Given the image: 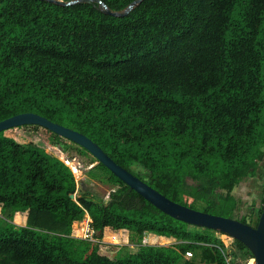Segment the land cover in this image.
Instances as JSON below:
<instances>
[{"label": "trees", "instance_id": "trees-1", "mask_svg": "<svg viewBox=\"0 0 264 264\" xmlns=\"http://www.w3.org/2000/svg\"><path fill=\"white\" fill-rule=\"evenodd\" d=\"M132 1L0 0V120L35 112L68 121L168 198L235 218L232 190L264 158V0H141L123 15L105 11ZM19 127L41 126L0 131V264H239L222 239L111 172L107 201L72 197L71 167L5 133ZM85 212L95 242L75 227ZM107 232H128L138 249L101 253ZM147 232L172 243L143 244Z\"/></svg>", "mask_w": 264, "mask_h": 264}, {"label": "rangeland", "instance_id": "rangeland-1", "mask_svg": "<svg viewBox=\"0 0 264 264\" xmlns=\"http://www.w3.org/2000/svg\"><path fill=\"white\" fill-rule=\"evenodd\" d=\"M60 124L67 127L71 126L70 122L65 120H62V123ZM5 133L15 137L18 141L23 143L33 141L63 161L67 157H72L74 158V161L85 167H89L95 163L94 166L87 169L85 173H81L78 169L77 175L73 172L76 179V191L72 194V197L74 198L83 192H88L96 200L107 201L110 190L117 186V183L110 178V171L96 163L95 157H93L88 151L84 152V149L73 141L62 137L63 140L61 142L55 143L52 138V132L43 127L37 129L19 127L17 129L8 130ZM232 194L237 200V207L233 212L234 217H244L248 223L256 220L259 209L263 204L262 199L264 197V158L258 163L256 175L244 177L237 185H235ZM85 218L86 216L83 217L82 220ZM75 227L79 229L78 222ZM191 229L219 237L222 239L226 250L233 254L232 256L235 261L239 264H246L249 256H244L242 251L234 245L233 238L216 230L206 229V227L202 226H191ZM80 233L82 232L79 229V235ZM108 234L109 233L107 232L106 237L99 242V251L101 253L111 258H115L117 256H124L128 252H134L138 249L137 245L130 242L128 232H126L121 239L117 240L115 238H109ZM90 240L92 242L97 241L93 235ZM141 243L161 245L171 244L170 241H162L152 232L145 233ZM228 259L230 260L232 258L228 256Z\"/></svg>", "mask_w": 264, "mask_h": 264}, {"label": "water", "instance_id": "water-1", "mask_svg": "<svg viewBox=\"0 0 264 264\" xmlns=\"http://www.w3.org/2000/svg\"><path fill=\"white\" fill-rule=\"evenodd\" d=\"M49 1H55L57 3L65 4L75 1L89 2L99 0H71L69 2H64L63 0ZM140 1L141 0L132 1L123 11H110L108 9H106L105 11L113 15H123ZM104 7L106 6L104 5ZM23 124L39 125L63 138L73 141L80 147L87 150L93 157H95L96 163H101L102 165H104L112 174H114L117 178L128 185L129 188L138 192L147 201L152 203L164 213L178 220H182L192 225L210 228L223 233L233 239L241 241L254 257L255 264H264V203L255 225L243 222L239 218L212 214L202 210L191 208L187 205L168 198L167 196L147 184L145 181L131 173L129 170L116 163L107 153L103 151V149L96 142H94L82 132L54 122L45 116H42L35 112L17 113L3 120H0V131ZM64 161L66 164H68L67 161L74 162V166L81 173H85L87 169L91 168L95 164L93 163L89 167H85L74 161V158L72 157H67Z\"/></svg>", "mask_w": 264, "mask_h": 264}, {"label": "built area", "instance_id": "built-area-1", "mask_svg": "<svg viewBox=\"0 0 264 264\" xmlns=\"http://www.w3.org/2000/svg\"><path fill=\"white\" fill-rule=\"evenodd\" d=\"M85 216H86L85 219H83V220L81 219V220L78 221L79 229L82 232V233H80L79 236H81V238L90 240V239H92V235H93L94 231H93V229L90 226L91 218H90V216H89V214L87 212H85ZM79 229H78V231H79ZM185 256L186 257L191 256V252L187 251ZM246 264H255L254 257L253 256H249L248 260L246 261Z\"/></svg>", "mask_w": 264, "mask_h": 264}, {"label": "bare ground", "instance_id": "bare-ground-1", "mask_svg": "<svg viewBox=\"0 0 264 264\" xmlns=\"http://www.w3.org/2000/svg\"><path fill=\"white\" fill-rule=\"evenodd\" d=\"M67 163L70 165V167L72 168L73 172L77 175L78 174V170L77 168L74 166V162L71 161H67Z\"/></svg>", "mask_w": 264, "mask_h": 264}, {"label": "crops", "instance_id": "crops-1", "mask_svg": "<svg viewBox=\"0 0 264 264\" xmlns=\"http://www.w3.org/2000/svg\"><path fill=\"white\" fill-rule=\"evenodd\" d=\"M171 243H172V241H171Z\"/></svg>", "mask_w": 264, "mask_h": 264}]
</instances>
